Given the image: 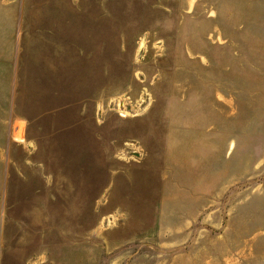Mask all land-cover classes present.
Segmentation results:
<instances>
[{"label":"rangeland","instance_id":"1","mask_svg":"<svg viewBox=\"0 0 264 264\" xmlns=\"http://www.w3.org/2000/svg\"><path fill=\"white\" fill-rule=\"evenodd\" d=\"M0 264H264V0H0Z\"/></svg>","mask_w":264,"mask_h":264},{"label":"crops","instance_id":"2","mask_svg":"<svg viewBox=\"0 0 264 264\" xmlns=\"http://www.w3.org/2000/svg\"><path fill=\"white\" fill-rule=\"evenodd\" d=\"M58 75V74H57ZM53 85L51 86L50 91H53L51 95L46 99V101H43L40 103L35 104V110L29 109L21 112L19 108L21 107V102L19 101V95H20V89L16 87V112L18 113V118L21 119L22 123H24L25 131L22 130L19 126L18 134L20 136H24L25 139H27L30 144L34 143V145L37 147V151H41V145L38 141V138H31L30 137V131L35 128L37 131H43L47 132V135L42 134L41 137H48L51 140L57 139L58 137L63 138V136H71L73 134H69L70 130V121H69V111L70 108H72L74 105L62 102L58 104L57 100L55 99L54 92L58 91L56 88H61L62 84L64 82H67L66 78L60 79L59 76L57 78H54L52 75ZM49 94V92H47ZM46 94V95H47ZM54 99V100H53ZM39 107V108H38ZM22 114H20V113ZM84 112V111H83ZM82 112V113H83ZM43 122L47 123V126H43ZM76 131L74 133L80 132ZM71 146V149H77L78 146H72L71 143H69ZM36 151V152H37Z\"/></svg>","mask_w":264,"mask_h":264}]
</instances>
